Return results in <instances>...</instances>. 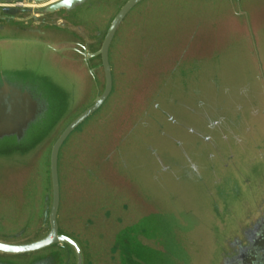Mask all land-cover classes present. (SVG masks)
I'll use <instances>...</instances> for the list:
<instances>
[{
  "label": "water",
  "instance_id": "obj_1",
  "mask_svg": "<svg viewBox=\"0 0 264 264\" xmlns=\"http://www.w3.org/2000/svg\"><path fill=\"white\" fill-rule=\"evenodd\" d=\"M228 2L232 14L248 19L241 0ZM94 3L110 5L114 11L103 29L92 27L97 46L90 50L65 23L89 26L70 15ZM150 4L149 0H0V45L40 47L60 68L54 75L27 64L8 67L0 51V161L10 163L13 167L9 170L22 173L46 152L44 164L50 179L41 214L47 231L33 239H25L26 228L4 235L1 254L25 255V264H201L195 251L187 250L194 247L205 228L212 237L222 233L217 264H264V140L247 145L253 152L244 155L231 147L235 141L241 148L248 143L243 125H236V120L264 117V32L262 38H256L251 30L230 60L206 55L202 62L197 55L180 53L179 57L166 56L161 67H156L157 62L151 67L153 51L145 44L146 38L155 33L157 37L150 43H157L161 35L173 31L156 33L158 27L149 24L150 10L141 8ZM33 6H39L36 11L44 20L59 13L66 22L32 25L21 20L20 16L34 11ZM133 14L135 26L124 38L122 28ZM139 21L145 24L140 26ZM55 30H61L65 38L47 37ZM123 38L132 42L120 54ZM141 41L145 50L138 48ZM120 91L122 105L113 109L112 121H96ZM131 94H141V106L128 112L129 105L118 116ZM92 124L88 134L111 132L112 136L97 162L83 166L79 150L72 151L67 160L65 149L70 140L85 136ZM220 125H227L228 130ZM141 133L147 139L136 147L135 136ZM190 140H206L212 148L204 154L210 161L208 174L203 167V174L196 171L199 161L180 151ZM177 152L185 154L179 157L183 159L181 167L185 165L190 171L175 170ZM231 167V172L225 171ZM186 172L196 178L186 176ZM113 174L121 184L112 179ZM148 177L157 181L159 189L160 182L166 188V200L156 205L158 209L143 212L144 206L134 198L139 190H145L143 183ZM191 184L203 185L204 197L211 203V219L204 218L195 202L187 203L185 191ZM92 186L102 187L109 202L113 194L120 196L119 200L129 205L125 212L133 207L136 211L132 213L143 214L141 221H136V216L118 228L112 224L113 211L102 219L104 224L85 219L94 212L86 211L79 201ZM75 190L77 203L70 220L74 226L82 225L85 239L75 228L66 227L67 201L75 202ZM146 217L154 220L146 221ZM221 222L223 227L218 230ZM155 227L161 231L160 237ZM0 264L12 263L0 259Z\"/></svg>",
  "mask_w": 264,
  "mask_h": 264
},
{
  "label": "rangeland",
  "instance_id": "obj_2",
  "mask_svg": "<svg viewBox=\"0 0 264 264\" xmlns=\"http://www.w3.org/2000/svg\"><path fill=\"white\" fill-rule=\"evenodd\" d=\"M149 2H152V4L143 5L141 8L150 10V12H148V19L150 20L149 24L152 25V28L158 27L156 33L158 32L161 34L163 32L173 31L168 35H161L162 37L157 43H150L152 38L157 37L155 33L149 34V37L153 36L151 39L148 40L146 38L145 44L151 46V50L153 51V58L150 63L151 67H154L156 62L158 63L156 67L159 65L161 67L162 64L167 61L166 56L175 55V57H179L180 55L177 54L180 53L197 55L200 57L199 60L202 62L205 61L206 55H209L207 56L209 58H216V56H218V58L222 57L219 60H230L233 58L232 54H236V52L239 51V47L243 41L246 42V35L248 36L251 34V30L254 32L256 38L257 36L258 38H262L261 34L264 32V0H241V8L243 11L248 13V19L242 15L238 16L237 14H232L230 12V4L228 0H149ZM37 7L39 6H33L32 8L34 11L30 14L20 16L21 20L24 22L26 21V23L28 22V24L31 22L32 25L33 22L34 25H38L42 23V21H46L48 23L56 22L59 24L66 22L63 16L59 13L53 15L52 17H46L44 20L43 17H39L38 12L36 11ZM113 11L114 8L110 5L105 6L103 4L94 3L91 6L81 7L70 15V17L73 16L74 18L79 19L81 23L86 22L89 26L76 24V22L71 21H68L65 24H67V27L70 28L71 34L80 38L88 49L94 50L97 46V33L95 29H92V27L103 29L107 22V18ZM134 14L129 18L130 21L128 20L122 28L121 32L124 38H128L129 32L135 26V20L133 18ZM1 19L2 14L0 13V21ZM31 19L33 21H31ZM248 22L251 23V28L249 27ZM139 23L141 26L142 24H145V21H139ZM53 33L54 34L48 33L47 37H52V39L54 37L62 39L65 38L63 36L64 33H62L61 30H55ZM68 38L70 37L68 36ZM124 38L119 44L120 47H118L120 54H123L124 48L126 49V45H129L132 42L131 39L127 41ZM190 38H193L195 41H188ZM138 45L139 50L144 49L142 41L141 43L139 42ZM184 49H187L188 51H185ZM0 51L4 56L3 58L8 67H16L27 64L36 69L42 68L45 72H50L54 75H58V72L60 71V68L58 69L56 67L57 63L53 62L51 55H43L40 47L30 46L25 48L4 43L3 45H0ZM62 68L64 69V67ZM68 70L70 71V69ZM77 77L80 79L79 75ZM142 78L143 77L140 79ZM255 91L257 92V89ZM87 97L88 96L83 99V102L87 99ZM121 97L122 91L119 92V95L116 99H114L113 103H110L109 106L105 105L101 112L96 116V118L99 117L96 121L103 123L108 120L112 121V117H115L116 114V112H113V109L118 108L120 104L122 105L121 100H119ZM90 99L91 97H89L87 101ZM125 100V108L121 107L118 110V113L124 109L127 110L126 107L129 105L130 107L127 110L128 112L141 106V94H131L126 97ZM110 110H112L111 113ZM121 113H119L118 116H120ZM108 117L109 119H107ZM192 121H194V118H192ZM234 123L236 125H243L244 129L242 130H244L245 133L242 131V134L244 139H248V143L246 144V148H241V144L239 142L236 143L235 141L231 147L235 148L236 153L238 151V153L242 155L252 153L253 151L250 150L247 145L264 140V117L261 115L254 116L250 118L249 121L236 120ZM152 124L150 125L151 129L153 127ZM94 125L95 124H92L85 130V136L75 137L70 140L69 145H67L65 149L67 160L68 155H73L72 151L79 150V156H81V160L83 162L82 165L85 166L84 163H86L94 166V163L97 162L98 157L100 156V152L105 149L107 140L112 137L111 132L102 133L100 136H98L96 131L88 134ZM220 126L222 127V125ZM223 128L226 129V131L228 130L227 125H223L222 129ZM214 138L220 140L219 136H214ZM146 139L147 138L144 136V133H141V136L136 135L134 144L138 147V145L144 143ZM192 139L193 138H191V140ZM191 140L189 143L188 141H185V147L180 151L185 154H190L194 159L199 161L200 165L198 164L196 166V171L202 172L203 174V167L205 173L208 174L210 171V161L208 158H205L204 154L205 152H210L212 148L207 146L206 140ZM140 152H142V149H140ZM184 153L177 152L175 154L178 158L177 162L174 161L175 170L177 171L180 169L183 160L179 157L185 155ZM39 156L41 157L35 158L31 166L22 173L16 169L9 170L13 166L10 165V163L0 161V239H3L4 235L7 234H15L22 228H26V233L28 234L25 239H33L47 231L48 226L47 224L44 225L41 219V214L43 211V196L46 194V187H48L50 179L49 174L47 175L48 166L47 164H44L46 152H41ZM70 159H72L71 156ZM73 165L75 166V164ZM181 168H184L185 171H190V168L185 165ZM66 169H68V166ZM141 171L143 172L144 179H146L147 176L145 171ZM225 171L231 172L232 167ZM186 176L192 179L196 178L193 173L189 172H186ZM116 178L117 176L113 174L112 179L116 183L121 184L122 182ZM157 185L158 183L154 178L148 177L147 183H143L145 190L140 191L138 189V195L143 199V201L138 195L134 198V201L137 204L144 206L141 208L143 212L144 209L148 212L158 209L156 205L166 200L163 197L166 196V188L162 186L161 182L159 186L160 189ZM191 187V189L185 191L187 203L190 202V205H194L195 202L197 208H199L203 213L204 218L211 219L210 212L212 211V208L209 207L211 203L207 201L206 197H204V193L202 192L203 185L196 187L195 184H191ZM140 192H145L146 194L143 196ZM119 198L121 197L113 194V197H111V201L109 202L102 187L97 186L94 188V186H92L83 200L80 199L79 203L81 205L84 204L86 211L88 210L94 212L93 215L85 216V219L91 222L104 224L102 219H107L108 214L112 211L115 217L113 218L112 224L113 226L118 225V228H122L126 224H129L128 222H132L136 216H139L136 220L139 221L141 219L140 215L143 216V214L139 212H137V214L132 213L136 211L133 207L131 211L125 212L126 209H129V205L126 201H120ZM76 199L77 194L75 190V202L73 203L71 201H67L66 215L69 221L67 222L66 227L68 229L75 228L79 232L80 236L85 239L82 225L79 224L74 226L70 220L71 211L75 203H77ZM146 219V221L149 222L154 220L152 217H146ZM223 223L224 222H221L218 225V230L223 227ZM164 227H166V224H164ZM155 229L158 230L160 237L162 235L161 231H159L157 227H155ZM84 230L86 231L87 229L84 228ZM203 230L204 231L199 233L200 235L197 236L196 244L194 245L195 248L191 245L187 251H192V253L195 251V259L201 264H217L222 233H213L212 237L211 233L206 232L205 228ZM154 240H152V243ZM91 245H95V241L93 239L91 240ZM153 248L154 247H152V249ZM25 258V255H6L0 253V259L12 264H25ZM95 259L96 262H98L97 254Z\"/></svg>",
  "mask_w": 264,
  "mask_h": 264
}]
</instances>
